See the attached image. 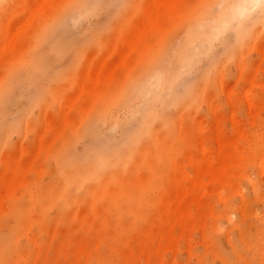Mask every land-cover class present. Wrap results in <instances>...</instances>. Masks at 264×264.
Listing matches in <instances>:
<instances>
[{
  "label": "rangeland",
  "instance_id": "rangeland-1",
  "mask_svg": "<svg viewBox=\"0 0 264 264\" xmlns=\"http://www.w3.org/2000/svg\"><path fill=\"white\" fill-rule=\"evenodd\" d=\"M0 264H264V3L0 0Z\"/></svg>",
  "mask_w": 264,
  "mask_h": 264
},
{
  "label": "bare ground",
  "instance_id": "bare-ground-1",
  "mask_svg": "<svg viewBox=\"0 0 264 264\" xmlns=\"http://www.w3.org/2000/svg\"><path fill=\"white\" fill-rule=\"evenodd\" d=\"M256 1H257V0H249V3L255 4ZM242 36H243L242 33H240V34H239V37L241 38ZM113 154H114V152L111 153V154H109V155L112 156ZM101 157L103 158V155H101Z\"/></svg>",
  "mask_w": 264,
  "mask_h": 264
},
{
  "label": "snow or ice",
  "instance_id": "snow-or-ice-1",
  "mask_svg": "<svg viewBox=\"0 0 264 264\" xmlns=\"http://www.w3.org/2000/svg\"><path fill=\"white\" fill-rule=\"evenodd\" d=\"M259 2L264 3V0H259Z\"/></svg>",
  "mask_w": 264,
  "mask_h": 264
}]
</instances>
